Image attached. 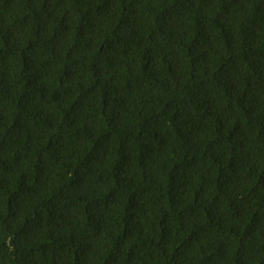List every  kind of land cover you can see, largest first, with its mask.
<instances>
[{"label": "trees", "instance_id": "16d2710c", "mask_svg": "<svg viewBox=\"0 0 264 264\" xmlns=\"http://www.w3.org/2000/svg\"><path fill=\"white\" fill-rule=\"evenodd\" d=\"M0 264H264V0H0Z\"/></svg>", "mask_w": 264, "mask_h": 264}]
</instances>
